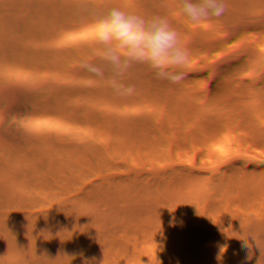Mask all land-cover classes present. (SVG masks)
<instances>
[{
    "label": "trees",
    "instance_id": "1",
    "mask_svg": "<svg viewBox=\"0 0 264 264\" xmlns=\"http://www.w3.org/2000/svg\"><path fill=\"white\" fill-rule=\"evenodd\" d=\"M141 1L143 13L153 15L155 0ZM167 3L175 5L170 23L192 54L191 63L179 69L187 78L172 84L157 79L149 66H136L125 78L126 84L136 86L132 96L103 93L91 104L96 112L77 108L72 114L84 121L87 131H97L85 135L78 125V146L86 154L82 164L95 161L114 178L112 202L125 223L111 257L91 262L264 264V0H227L221 18L198 26L182 14L179 0ZM106 4L116 7L112 0ZM164 9L163 5L154 14L164 16ZM9 10L17 13L22 7L13 4ZM37 59L30 53L25 63ZM60 62L69 61L57 52L43 53L42 68L59 69ZM250 72L263 79L262 90L253 79L243 81ZM94 85L110 87L107 81ZM121 112L127 116L107 117L105 126L91 118L92 113ZM117 120L123 123L120 131L112 128ZM158 135H163L160 143L144 156L138 140L156 144ZM57 145L54 140L52 148ZM108 149L135 166L145 157L165 166L133 168L136 176L128 178L126 188L125 163L108 157ZM76 176L90 187L89 178ZM94 179L105 183L98 174ZM64 216L62 221L70 220ZM7 235L4 227L0 252L5 263ZM93 246L99 252L95 241ZM58 253L70 260L81 258L75 246ZM15 257L32 263L26 253Z\"/></svg>",
    "mask_w": 264,
    "mask_h": 264
},
{
    "label": "bare ground",
    "instance_id": "2",
    "mask_svg": "<svg viewBox=\"0 0 264 264\" xmlns=\"http://www.w3.org/2000/svg\"><path fill=\"white\" fill-rule=\"evenodd\" d=\"M108 1L110 0H89L91 4L103 8L108 7ZM112 1L116 7L145 15L139 7L141 5L143 8L145 1ZM167 2L168 0H155L151 10L154 14L155 9L164 5V16L170 21L176 14L175 5ZM13 4L22 7V10L17 13L10 12L9 8ZM79 4L80 0H0V54L25 61L28 55L33 53L38 58L37 64L42 65L43 53L57 52L58 56L73 61L68 69L89 77L88 73L80 69L79 63L84 59L94 61L93 58L97 56L95 29L68 40L58 38L62 32L83 25L77 22L76 12ZM144 12L150 16L146 10ZM247 24L243 30L247 29ZM16 38L22 40L25 47L19 48L15 43ZM29 47L32 50L28 49ZM242 79H253L252 82L257 83L262 90L263 79L254 72L247 73ZM34 85L36 88H42L46 83L37 80ZM100 87L102 93L112 92L111 87ZM51 90L54 92L58 89L51 87ZM74 90L65 88L64 93L68 94ZM5 91V84L0 81V103L5 102V107L0 109V234L4 227L8 231V262L5 263V257L0 252V264H90L92 259L105 262L116 248L117 238L121 240L125 226L112 202L114 178L95 161L93 164H82L86 154L78 146L77 128H52L40 123L24 127L8 122L7 110L8 107L17 105V92L13 90V97L5 100L2 96ZM41 102L44 103L41 109L66 112L71 117L77 109L67 104L51 109L46 99ZM122 116H127V112L116 115L91 114V118L99 120L98 123L103 126L108 123L107 117ZM122 124L117 120L115 127L112 125L113 130L120 131ZM80 131L82 133L81 129ZM86 132L97 131L86 129L82 134L86 135ZM158 136L156 144H148L144 138L138 140L143 154L160 143V137L163 135ZM27 137L31 138V141L26 143ZM54 140L58 145L52 148ZM119 154L120 158L108 149V157L120 159L125 163L122 183L126 188L129 186L128 178L136 176L133 174V168L144 165L148 168L165 166L145 160L135 166L120 152ZM76 174L89 178L90 187ZM94 174L101 176L105 182L103 186L96 182ZM128 193L119 194L117 199L127 197ZM59 214L70 220L66 221L64 216L65 220L62 221ZM55 239L57 245L54 254L51 246ZM91 240L97 244L98 253L95 252ZM73 246L81 256L79 261L77 258L70 260L62 257L58 253ZM90 249L93 256H88ZM22 253L31 256L32 263L15 257Z\"/></svg>",
    "mask_w": 264,
    "mask_h": 264
},
{
    "label": "clouds",
    "instance_id": "3",
    "mask_svg": "<svg viewBox=\"0 0 264 264\" xmlns=\"http://www.w3.org/2000/svg\"><path fill=\"white\" fill-rule=\"evenodd\" d=\"M179 4L188 22L197 26L221 18L228 9L227 0H179ZM76 16L77 22L83 25L62 32L58 38L68 40L95 29L98 61L84 59L79 63L80 69L88 73L89 77L68 69L73 64L70 59L68 64L60 63L59 69H53L0 54V81L6 86L2 96L10 100L12 91L17 92V105L7 110L8 122L24 127H32L35 123L52 128H79L78 125H81V129L86 130L83 120L71 117L66 112L45 111L41 109L44 105L41 101L46 99L51 109L67 104L95 111L91 104L101 98L103 93L101 87L94 83L97 80L107 81L115 96L126 99L136 91L134 84L125 83L126 75L140 65L149 66L157 79L172 84H180L187 78L186 73L179 69L191 63L192 54L183 44L182 34L167 17L142 15L120 7H97L89 0H80ZM15 43L19 48L25 47L18 38ZM28 49L32 50L31 47ZM83 78L89 79L83 81ZM37 80L44 81L46 86L36 88L34 82ZM51 87L58 90L53 92ZM65 88L75 90L65 94ZM3 107L5 102L0 103V109ZM145 161H148L146 157ZM61 216L63 214H59L60 219ZM91 242L93 244L94 240ZM56 245L55 239L51 246L53 253L56 252ZM88 256H93L92 249Z\"/></svg>",
    "mask_w": 264,
    "mask_h": 264
}]
</instances>
